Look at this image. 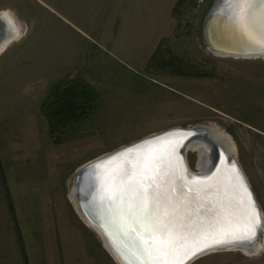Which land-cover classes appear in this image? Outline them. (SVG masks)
<instances>
[{
	"label": "rangeland",
	"instance_id": "374dc122",
	"mask_svg": "<svg viewBox=\"0 0 264 264\" xmlns=\"http://www.w3.org/2000/svg\"><path fill=\"white\" fill-rule=\"evenodd\" d=\"M212 1L0 0L19 31L0 52V161L27 264H118L73 204L76 173L175 126L228 139L261 215L257 251L190 264H264V56L208 48ZM71 82L87 87L86 113L54 128L45 100ZM186 160L199 170L195 150ZM5 185L0 178V264H24Z\"/></svg>",
	"mask_w": 264,
	"mask_h": 264
},
{
	"label": "snow or ice",
	"instance_id": "6c2138e0",
	"mask_svg": "<svg viewBox=\"0 0 264 264\" xmlns=\"http://www.w3.org/2000/svg\"><path fill=\"white\" fill-rule=\"evenodd\" d=\"M225 8L232 23L264 47V0H228ZM175 151L149 148L135 160L121 161L100 179L101 203L107 199L116 206L119 224L129 236L135 260L125 264H184L212 249L251 244L258 238L259 210L239 170L235 180L242 194L226 193V203H212L204 210L197 201L211 193V185L205 183L210 178L193 177L186 183L179 162L172 166ZM192 205L196 216L188 211Z\"/></svg>",
	"mask_w": 264,
	"mask_h": 264
},
{
	"label": "water",
	"instance_id": "95a60500",
	"mask_svg": "<svg viewBox=\"0 0 264 264\" xmlns=\"http://www.w3.org/2000/svg\"><path fill=\"white\" fill-rule=\"evenodd\" d=\"M227 3L228 0H213L205 16L202 34L208 48L215 53L224 55L264 56V47L258 46L253 41H245L243 33L240 31L239 27L229 19V15L226 14L228 13V10L225 8ZM3 33L4 28L0 21V41L3 37ZM213 42H216L217 45L219 44L220 46H215ZM199 136L209 142V151L212 158L210 166L205 172H200V170L192 171L186 160L188 143L197 139ZM152 137H158V140H152ZM149 148L165 152H171L173 148L177 149V151L172 153L171 156L172 166L175 167L177 162H179V167L181 173L184 175L186 183L191 182L193 177H199L201 180H204L205 177L210 178L205 181V183L211 185L212 190L210 194L212 195H216L214 193L216 190L220 192L219 185L222 183L231 188L237 196L241 195L242 193L235 180V170H239V173L254 197L251 186L231 151L225 150L220 144L213 141L208 134V128L204 126L187 128L179 126L170 127L140 138L127 145H123L107 154L88 161L78 169L74 181L75 196L78 202L76 210H78V212H80L89 223L95 226L105 237L108 238L109 242L124 263L125 261H134L135 257L128 248L129 236L126 233V229H123L119 224L115 211L116 206L107 199H104L103 203H101L102 193L100 190V179L102 176L110 172L113 167L118 166L121 161L126 159L135 160L138 156H142ZM137 149L141 151L138 152ZM106 157L110 159L106 160ZM223 173H226V176H224ZM175 187L180 191H186V189H181V185L179 184H176ZM207 197H209L208 194L206 196L202 195L198 201L203 200L205 202L207 200H205V198ZM189 199H192V197L190 196ZM208 201H206L207 205L209 204ZM226 202L227 201H225V203ZM190 207L188 211L195 213L196 211H191ZM256 208L258 209L257 204ZM259 218L261 221L260 211ZM260 230L261 224L258 236ZM256 241H258V238L251 244ZM242 245L249 246L250 244L245 242L239 246ZM210 251L201 254L200 256L210 253ZM195 259L197 258L186 260L184 264H189Z\"/></svg>",
	"mask_w": 264,
	"mask_h": 264
},
{
	"label": "bare ground",
	"instance_id": "6f19581e",
	"mask_svg": "<svg viewBox=\"0 0 264 264\" xmlns=\"http://www.w3.org/2000/svg\"><path fill=\"white\" fill-rule=\"evenodd\" d=\"M11 17L10 16L9 17L0 16V21H1V23L3 25V28H4L3 37H2V39L0 41V52L3 50L4 46L8 42H10L11 39L15 38L18 35V33H19V31L17 29V26H16L15 23H13V20L11 19ZM243 38L247 42L248 41H252L244 33H243ZM256 39L258 40L259 37H256ZM215 43L213 42V44L215 46L219 45V44L217 45V43L216 44ZM226 55H230V54H226ZM244 57H248V56H244ZM208 134H209L210 138L213 141H215L216 143L220 144L223 148H225V150L231 151L232 147L230 146V144L228 142V139L226 137H224L223 135H220L218 133V131L213 130V129L212 130L208 129ZM187 148L191 149V150H195L198 153L197 167L200 170V172H205V170L210 166V161L212 159L211 158V153L209 151V142L206 139H204L203 137L199 136L197 139L190 141L188 143V145H187ZM223 174H224V176H226V173H223ZM219 188H220L219 189L220 192L217 191V190L214 192L216 195H214V194L212 195V194L209 193L208 194L209 197L205 198V200L207 199L206 201L213 200V201H208V203H209L208 205L206 204L207 203L206 201L205 202L203 200L198 201V203H203L204 204V210H206L208 207H211L212 203H220V202L227 201L226 195H225L226 193L232 194V195H236L234 193V191L231 188H229L228 186H226L224 183L220 184ZM227 190H229V191H227ZM70 196H71V199L73 201V204H74L75 208L77 209L78 202H77V199H76V196H75V185L73 186L72 193H71ZM190 209H191V211H195V206H191ZM204 210H202V211H204ZM77 212H78V210H77ZM189 213L191 215H193V216L197 215L196 212L195 213L189 212ZM78 214L86 222V224H88L100 236L104 246L107 248V250L112 255V257L116 260V262L118 264H125L121 260L119 254L116 252L114 247L109 242L108 238L105 237L104 234L100 230H98L95 226H93L91 223H89L82 216V214L80 212H78ZM259 247H260V241H256L253 244H250L249 246L242 245V246H238V247L233 246V247H227V248H221V249H213L210 252L230 251V250H238L239 249V250H241L243 252L251 254V253H254L255 251H257L259 249Z\"/></svg>",
	"mask_w": 264,
	"mask_h": 264
},
{
	"label": "trees",
	"instance_id": "16d2710c",
	"mask_svg": "<svg viewBox=\"0 0 264 264\" xmlns=\"http://www.w3.org/2000/svg\"><path fill=\"white\" fill-rule=\"evenodd\" d=\"M169 59L173 61V59L175 58L170 57ZM86 88L87 87L85 85H81V83L79 82H73V83L71 82L64 86L58 85L52 90L51 94L47 97L44 104L46 114L50 119V123H51L50 125L52 127L54 128L55 126L57 128L62 127V124L59 122L64 121V119L67 118V116L74 115L75 113L77 118L83 117L85 115L86 113L85 111H79V110L81 108V105L85 106L87 104L88 92ZM0 178L5 185V176L1 161H0ZM5 190H6L9 212L11 214V218L14 223V230H15L17 243L19 245L24 264H27V256L24 249V243H23L21 231L17 223V218L14 212L15 210L12 202L10 201V195L6 185H5Z\"/></svg>",
	"mask_w": 264,
	"mask_h": 264
},
{
	"label": "clouds",
	"instance_id": "9594fccd",
	"mask_svg": "<svg viewBox=\"0 0 264 264\" xmlns=\"http://www.w3.org/2000/svg\"><path fill=\"white\" fill-rule=\"evenodd\" d=\"M10 15H11V11L10 10H7V9L0 10V16L9 17Z\"/></svg>",
	"mask_w": 264,
	"mask_h": 264
}]
</instances>
